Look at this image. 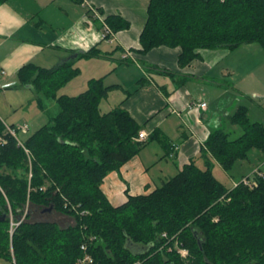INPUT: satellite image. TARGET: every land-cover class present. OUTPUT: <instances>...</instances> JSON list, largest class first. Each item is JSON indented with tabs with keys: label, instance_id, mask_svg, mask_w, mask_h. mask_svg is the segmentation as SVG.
Returning <instances> with one entry per match:
<instances>
[{
	"label": "trees",
	"instance_id": "16d2710c",
	"mask_svg": "<svg viewBox=\"0 0 264 264\" xmlns=\"http://www.w3.org/2000/svg\"><path fill=\"white\" fill-rule=\"evenodd\" d=\"M102 24L110 30L106 39L130 28L120 15ZM140 43L144 55L162 46L181 48V67L201 50L257 43L264 51V0H151ZM94 58L109 55L94 47L51 69L30 63L18 72L19 85L30 86L42 108L45 98L52 99L59 112L23 146L0 118V217L6 215L0 259L78 264L86 244L94 264H264V177L253 188L241 183L229 189L214 173L216 163L227 172L252 150L264 152V124L251 121L240 106L231 120L243 135L211 133L201 150L204 168L193 161L153 192L129 195L114 206L102 190L105 178L163 137L154 131L137 142L142 126L128 111L101 112L102 102L120 87L106 77L91 79L79 95L58 94L80 75L77 61ZM34 208L52 209L75 223L34 221Z\"/></svg>",
	"mask_w": 264,
	"mask_h": 264
},
{
	"label": "crops",
	"instance_id": "0c3cea01",
	"mask_svg": "<svg viewBox=\"0 0 264 264\" xmlns=\"http://www.w3.org/2000/svg\"><path fill=\"white\" fill-rule=\"evenodd\" d=\"M150 2L8 0L0 3V90L19 87L18 72L27 64L51 69L74 53L97 47L109 58L77 61L78 77L87 70L94 74L104 72L98 78L106 77V82L110 80L108 84L120 86L105 99L109 101L113 95H120L114 99L117 105L109 104L108 108L125 109L142 130L149 134L158 131L163 137L146 144L138 155L105 178L102 190L114 206L126 203L129 195L153 192L193 161L205 167V159L200 157L204 143L211 133L222 130L223 117L231 118L242 106L235 105L240 102L236 97L233 105L225 101L231 98L228 80L237 74L239 67L246 71L245 66H252L244 73L245 78L258 70V94L264 98V52L259 49L255 52L253 45L234 51L201 50L199 57L186 67L179 65V47L162 46L145 55L139 53ZM110 15L122 16L130 22V28L106 39L102 23ZM127 51L131 55L124 59ZM98 78L92 77L88 82ZM200 102H206L207 109L199 108ZM9 117L10 113L0 112L4 122ZM175 144L180 146L176 152ZM221 169L216 163L214 171ZM65 219L73 220L72 225L75 223L71 217Z\"/></svg>",
	"mask_w": 264,
	"mask_h": 264
},
{
	"label": "rangeland",
	"instance_id": "374dc122",
	"mask_svg": "<svg viewBox=\"0 0 264 264\" xmlns=\"http://www.w3.org/2000/svg\"><path fill=\"white\" fill-rule=\"evenodd\" d=\"M253 46L256 48L255 52H258V49L264 52L259 44L256 43ZM232 62L233 64L235 63L234 60H232ZM251 67L252 66H245L246 71L242 69V67H239L237 74L231 76L228 80L231 98H226L225 101L227 105H233L235 103L234 98L236 97L240 102H236L235 105H239L237 103H240V105L245 106L248 109V116L251 121L264 124V98L259 97L260 94H258V70L253 71L247 78L244 77V73H247ZM103 73L104 72H95L94 74L92 70L84 71L82 76L78 77L73 83L63 87L58 94L79 95L87 90L88 84L86 83L88 79L92 77L98 78L102 76ZM107 83H110V80H107ZM85 84L86 86L84 88ZM18 86L19 87L0 90V112L10 113V117L5 118L6 124H28L30 128L29 132L26 134H19L20 139L23 141L43 125L48 124L50 119L58 114L59 108L54 100H48L46 98L44 99L42 108L33 91L26 86ZM119 97L120 95L117 94V96L113 95L109 101L104 100L101 105V112H108L110 110V108H108L109 104L117 105L114 99H118ZM10 104L12 106H10ZM232 124L230 117H223L220 129L228 133L230 139H236L243 135L244 130L240 126ZM263 161L264 153L258 149H254L250 152L248 159L236 162L232 170L226 172L222 169V171H218V169L214 172L216 177L231 189L235 184H241L242 178L251 174ZM32 219L34 221H56L63 227L72 225L71 223L73 221L65 219V216L53 210H39L35 208L32 210ZM0 264L13 263L0 259Z\"/></svg>",
	"mask_w": 264,
	"mask_h": 264
},
{
	"label": "built area",
	"instance_id": "2783aa9c",
	"mask_svg": "<svg viewBox=\"0 0 264 264\" xmlns=\"http://www.w3.org/2000/svg\"><path fill=\"white\" fill-rule=\"evenodd\" d=\"M108 33H110V30L106 28V34H108ZM130 55H131V52L127 51L123 55V58L129 59ZM198 107L202 108V109H207L208 104L206 102H200L198 104ZM6 128H7V131L18 140L19 144L21 146H23V141L20 139L19 134L20 133L26 134L29 132L30 128H29L28 124L16 125L15 127H11L10 125L6 124ZM149 136H150V134L146 130H141L139 132V135H138L136 141L137 142H146V141H148ZM0 141H2V139H0ZM173 148H174V151L176 152L180 149V146L178 144H175L173 146ZM263 177H264V161L251 174H249L245 178H242L240 183L245 184L246 186H249L250 188H253L257 185L258 179L263 178ZM235 186H236V184H235ZM15 225L18 226L19 223H16V224L13 223L12 224V226H15ZM93 239L94 238H92L91 240H93ZM82 250H83L84 255L79 260L78 264H94L95 260H94L93 256L88 252V247L86 244H84L82 246ZM180 252H181V255H183V256L187 255V250H185V249H181ZM135 264H139V263H135Z\"/></svg>",
	"mask_w": 264,
	"mask_h": 264
},
{
	"label": "water",
	"instance_id": "95a60500",
	"mask_svg": "<svg viewBox=\"0 0 264 264\" xmlns=\"http://www.w3.org/2000/svg\"><path fill=\"white\" fill-rule=\"evenodd\" d=\"M49 211H52V209H50ZM6 220V215H3L0 217V222H3Z\"/></svg>",
	"mask_w": 264,
	"mask_h": 264
}]
</instances>
